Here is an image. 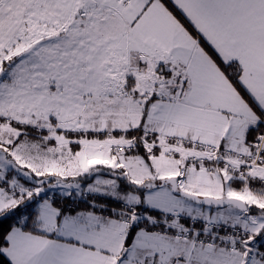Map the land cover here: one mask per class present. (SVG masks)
<instances>
[{
    "label": "snow or ice",
    "instance_id": "obj_1",
    "mask_svg": "<svg viewBox=\"0 0 264 264\" xmlns=\"http://www.w3.org/2000/svg\"><path fill=\"white\" fill-rule=\"evenodd\" d=\"M0 264H264V0H0Z\"/></svg>",
    "mask_w": 264,
    "mask_h": 264
}]
</instances>
